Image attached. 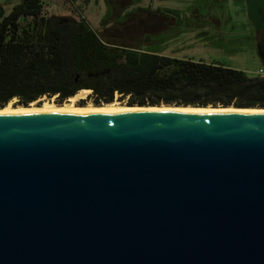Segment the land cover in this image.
I'll return each mask as SVG.
<instances>
[{
  "label": "water",
  "instance_id": "water-1",
  "mask_svg": "<svg viewBox=\"0 0 264 264\" xmlns=\"http://www.w3.org/2000/svg\"><path fill=\"white\" fill-rule=\"evenodd\" d=\"M0 264H264V114L0 111Z\"/></svg>",
  "mask_w": 264,
  "mask_h": 264
},
{
  "label": "trees",
  "instance_id": "trees-1",
  "mask_svg": "<svg viewBox=\"0 0 264 264\" xmlns=\"http://www.w3.org/2000/svg\"><path fill=\"white\" fill-rule=\"evenodd\" d=\"M203 1H218L225 13L228 0ZM110 3L97 31L81 14L50 15L42 0H20L7 17L0 4V108L44 97L61 105L83 90L95 106L128 99V106L264 108V77L162 54L169 36L160 31L182 25L183 12ZM200 14L213 15L189 16ZM135 33L136 45L127 44L123 35Z\"/></svg>",
  "mask_w": 264,
  "mask_h": 264
},
{
  "label": "rangeland",
  "instance_id": "rangeland-1",
  "mask_svg": "<svg viewBox=\"0 0 264 264\" xmlns=\"http://www.w3.org/2000/svg\"><path fill=\"white\" fill-rule=\"evenodd\" d=\"M46 5V9L50 15L56 17L77 16L81 14L90 24V27L95 31L100 30L102 21L107 16V7L102 0H42ZM119 0L112 4L121 5L124 3H132V6L125 10H132L135 8H150L152 10L169 9L178 10L185 15L182 17L183 24L168 31L163 28L161 37L169 36V42L161 47V52L164 56H170L177 59H192L194 61H202L204 63H219L225 67L235 70H241L248 74L257 75L256 72L262 67L260 58L254 44L248 39L247 34L236 32L235 28H239L246 18L247 13L243 15L241 12L242 5L237 0H228L225 7L224 14L231 18V22L218 32L215 30V25L209 24L212 22L208 16H197L190 18L189 14L196 11L194 8L202 6L203 0ZM3 9L4 17H7L13 9L20 4V0H0ZM210 5V4H207ZM75 7H78L76 9ZM216 10V9H214ZM199 14V12L197 11ZM205 13V12H204ZM213 15H221L220 10L212 13ZM223 14V15H224ZM210 15V14H209ZM203 17V18H202ZM192 19V20H190ZM195 21V22H194ZM153 22V21H152ZM151 22V23H152ZM26 21L22 23L24 26ZM155 23V22H154ZM153 23V24H154ZM118 25V24H117ZM233 27V28H231ZM166 30V31H165ZM150 34H155L150 31ZM126 36L125 42L130 45H136L138 33ZM90 93L86 98L80 100L79 106L92 104L88 100ZM55 100V98H52ZM51 99V100H52ZM42 100H50L46 97ZM41 100V101H42ZM118 100V99H115ZM114 100V101H115ZM15 105L17 99L13 100ZM128 99L120 100L119 102L126 105ZM64 102L63 104H65ZM62 105V104H61ZM221 108V107H219ZM233 108V107H227Z\"/></svg>",
  "mask_w": 264,
  "mask_h": 264
},
{
  "label": "bare ground",
  "instance_id": "bare-ground-1",
  "mask_svg": "<svg viewBox=\"0 0 264 264\" xmlns=\"http://www.w3.org/2000/svg\"><path fill=\"white\" fill-rule=\"evenodd\" d=\"M90 93L89 90H83L77 95L70 97L65 104L58 105L54 99L36 101L29 104L28 106L15 105L14 101L9 102L5 107L0 108V111H16V110H77V111H86V110H109V109H163V110H202V111H219V112H231L236 114H258L263 113L264 110L257 109H235L233 108H217L212 109L211 107L207 108H192V107H173V106H154V107H139V106H128L123 105L119 100H115L110 104H102L95 106L88 104L85 106H79L80 100L87 97ZM42 100V101H41Z\"/></svg>",
  "mask_w": 264,
  "mask_h": 264
},
{
  "label": "flooded vegetation",
  "instance_id": "flooded-vegetation-1",
  "mask_svg": "<svg viewBox=\"0 0 264 264\" xmlns=\"http://www.w3.org/2000/svg\"><path fill=\"white\" fill-rule=\"evenodd\" d=\"M88 2H90L91 0H87ZM97 1V0H94ZM104 3H106L107 0H102ZM110 2H119V0H108ZM218 1H211L209 2L210 5H206L205 7L200 6L199 9L197 7H195L194 9L198 12L201 11H206L210 12V13H214L217 10L219 11V5ZM228 3V1H227ZM244 9H243V15H245V13H247L248 16V12H247V4H246V0H244ZM216 9V10H214ZM256 15L254 16V21H252L249 16L248 18H246V20L244 21V23L239 26V28L237 27V29L235 28V31L237 32H242V33H246L248 39L254 44L253 46L256 48L259 58H260V62L262 65V69L264 70V11L262 10V8L257 4L256 5ZM200 16H204V14H200ZM203 18V17H202ZM204 18H206L204 16ZM208 19H210L212 22H208L209 24H214L215 30H217L218 32L220 31V29L224 28L225 26H227V24H229L231 22V18L225 15H209ZM233 28V27H231Z\"/></svg>",
  "mask_w": 264,
  "mask_h": 264
},
{
  "label": "built area",
  "instance_id": "built-area-1",
  "mask_svg": "<svg viewBox=\"0 0 264 264\" xmlns=\"http://www.w3.org/2000/svg\"><path fill=\"white\" fill-rule=\"evenodd\" d=\"M257 76L259 77H264V70L262 68H260L257 72H256Z\"/></svg>",
  "mask_w": 264,
  "mask_h": 264
}]
</instances>
